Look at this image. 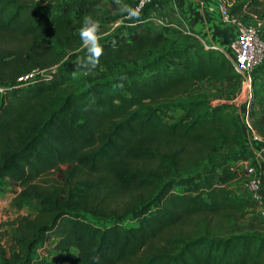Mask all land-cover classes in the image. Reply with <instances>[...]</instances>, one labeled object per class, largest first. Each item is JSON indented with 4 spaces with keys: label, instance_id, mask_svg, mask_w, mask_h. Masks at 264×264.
Masks as SVG:
<instances>
[{
    "label": "trees",
    "instance_id": "1",
    "mask_svg": "<svg viewBox=\"0 0 264 264\" xmlns=\"http://www.w3.org/2000/svg\"><path fill=\"white\" fill-rule=\"evenodd\" d=\"M228 1L243 22L264 20V0ZM104 4L0 0V182L33 205L0 264H264V218L241 165L250 155L223 100L239 83L230 61L145 10L108 23ZM87 15L103 47L91 70ZM38 70L49 75L17 82ZM252 78L248 112L264 136V63Z\"/></svg>",
    "mask_w": 264,
    "mask_h": 264
},
{
    "label": "built area",
    "instance_id": "2",
    "mask_svg": "<svg viewBox=\"0 0 264 264\" xmlns=\"http://www.w3.org/2000/svg\"><path fill=\"white\" fill-rule=\"evenodd\" d=\"M150 1L151 0H131L132 7L138 9L139 14L144 12ZM229 5L230 2L228 0H216L214 9L218 11V15L222 21L231 22L237 26V34L236 37L229 43L227 49H218L228 58L239 78L238 91L240 90L241 101L238 103V107L235 111H238L241 103H243L246 107L245 114L237 113L245 135V144L247 147L254 149V152L257 154V157L255 156L256 160L260 158L264 167V136L260 135V133L254 128L252 119L248 112L250 104L253 100V71L264 63L263 21L253 15L250 22H243L236 16L230 14L228 8ZM143 20L147 21L152 26L159 28H166L169 26L179 28L177 24L167 22L157 16L144 15ZM185 32L201 43L204 47H211L197 31L185 30ZM35 75L47 76L49 74L45 73L44 70L32 71L19 77L17 82L26 83ZM256 150L258 152H256ZM256 160H244L241 165L249 177L247 183L245 184V189L255 202L257 214L261 218H264V168L261 170L259 164L256 163Z\"/></svg>",
    "mask_w": 264,
    "mask_h": 264
},
{
    "label": "crops",
    "instance_id": "3",
    "mask_svg": "<svg viewBox=\"0 0 264 264\" xmlns=\"http://www.w3.org/2000/svg\"><path fill=\"white\" fill-rule=\"evenodd\" d=\"M215 2L216 0H151L145 9V16H157L177 24L179 28L169 26L164 30L178 41L183 40L180 39L183 37L185 41L195 42L194 38L185 32V30H193L202 35L209 46L227 49L229 43L236 37L237 26L220 19L218 11L214 9ZM238 111L236 114L246 113L243 103L239 105ZM245 146L250 159L255 161L257 154L254 149L247 147L246 144ZM256 163L263 170V162L260 158L256 160Z\"/></svg>",
    "mask_w": 264,
    "mask_h": 264
},
{
    "label": "rangeland",
    "instance_id": "4",
    "mask_svg": "<svg viewBox=\"0 0 264 264\" xmlns=\"http://www.w3.org/2000/svg\"><path fill=\"white\" fill-rule=\"evenodd\" d=\"M105 4L102 7L103 10H108L107 13V22L110 23V19L115 15H121L122 12H124L121 8V5L118 6V10H113V2L115 0H104ZM126 2H129V0H124ZM131 4H129L130 7ZM130 17L122 15V17L118 18V22H121L122 20H127ZM244 18V17H243ZM247 19V18H244ZM241 20V19H240ZM249 20V19H248ZM264 21V20H263ZM117 22V23H118ZM263 28H264V22H263ZM180 39H183V37H180ZM195 40V39H194ZM182 41V40H181ZM79 76V73H75L72 75L73 79H77ZM223 100L228 103L231 108L236 109L238 107V103L241 101V94L240 90L238 91V86H227L224 89L223 92ZM6 182H0V245L4 247L5 249H8L11 244V235L14 233V220L18 218L21 215H26L28 213H33V205L29 204H23V205H17L14 202V193L7 190L5 188ZM89 220H92L89 216L86 217ZM94 223L103 225L104 222H101L99 220H93ZM125 226L134 224V221L131 220H125L123 222ZM38 252L42 253L43 250L40 246L37 247ZM37 253V252H36Z\"/></svg>",
    "mask_w": 264,
    "mask_h": 264
},
{
    "label": "clouds",
    "instance_id": "5",
    "mask_svg": "<svg viewBox=\"0 0 264 264\" xmlns=\"http://www.w3.org/2000/svg\"><path fill=\"white\" fill-rule=\"evenodd\" d=\"M121 7L128 17L139 16L138 9L127 5H121ZM100 31L101 24L99 20L90 15L83 17L79 36L82 45L87 49V55L81 62V66L86 70L94 69L100 62V57L103 53V47L100 43Z\"/></svg>",
    "mask_w": 264,
    "mask_h": 264
}]
</instances>
